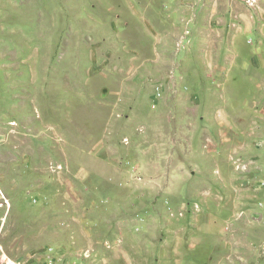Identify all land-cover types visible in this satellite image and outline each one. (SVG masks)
<instances>
[{"label":"rangeland","instance_id":"obj_1","mask_svg":"<svg viewBox=\"0 0 264 264\" xmlns=\"http://www.w3.org/2000/svg\"><path fill=\"white\" fill-rule=\"evenodd\" d=\"M0 264H264V0H0Z\"/></svg>","mask_w":264,"mask_h":264}]
</instances>
